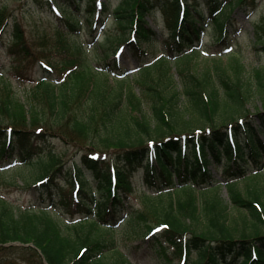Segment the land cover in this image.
<instances>
[{
    "label": "trees",
    "instance_id": "trees-1",
    "mask_svg": "<svg viewBox=\"0 0 264 264\" xmlns=\"http://www.w3.org/2000/svg\"><path fill=\"white\" fill-rule=\"evenodd\" d=\"M34 1L65 9L52 18L54 29H32L0 11V42L10 60L8 74L0 75V160H17V173L37 170L41 206L17 208L0 198V264H133L126 243L141 236L160 264H264V67L248 76L233 51L228 63L192 69L205 29L213 43L232 47L242 30L231 13L247 0L210 1L208 16L199 0H190L191 7L188 0L118 4L98 57L124 45L135 56L163 54L137 79L149 91V112L109 64L92 68L84 45L72 40L83 23L92 29L105 22L109 6L97 19L95 0H86L87 14L83 0ZM159 8L167 14L162 37L146 20ZM253 44L264 53V24ZM172 64L180 81L163 87ZM10 78L37 80L31 100L17 96ZM254 101L262 105L256 113ZM71 148L75 153L67 157ZM140 169L151 193L141 210L128 212L121 194L132 191ZM13 176L9 186L20 190ZM48 199L56 207L44 206ZM57 211L80 220L64 225ZM120 216L122 231L114 225Z\"/></svg>",
    "mask_w": 264,
    "mask_h": 264
},
{
    "label": "rangeland",
    "instance_id": "rangeland-1",
    "mask_svg": "<svg viewBox=\"0 0 264 264\" xmlns=\"http://www.w3.org/2000/svg\"><path fill=\"white\" fill-rule=\"evenodd\" d=\"M105 0H98V2H103ZM121 0H110L108 1L111 8L115 7ZM247 0L246 3L240 5L235 10L236 14V20L238 22V25L240 28L243 29V32L240 33L238 36H235V45L234 50L236 53L239 52L240 58L242 62L247 66L248 70V76L253 77L256 69L260 67H264V53L254 51L253 47V40H255V32L256 29L259 27V25L264 24V0ZM62 2V0H60ZM83 7L86 8V0L84 1ZM202 9L204 10L206 7L205 1L202 2L201 5ZM6 9L8 12H11L14 16H18L19 18H22L25 24L30 27L34 28L37 24L44 26L48 29H54L56 25L53 23L51 17L52 14L48 7H41L40 5L36 4L34 0H0V11ZM62 9H65V6L62 7ZM87 10V9H86ZM50 16V17H49ZM162 11H159L157 14V21L154 20L153 17L147 18V21L149 24H152L157 30L162 31ZM55 19V18H54ZM58 21V20H57ZM99 27L101 29L104 28L103 25H100ZM110 27L111 29V22L107 24V29ZM47 29V30H48ZM106 33V32H105ZM81 35H83V39L89 38L90 40H93V37L90 35V32L87 29V25L83 23ZM104 36H100L99 40H103ZM72 40H78V37L72 38ZM83 41V40H82ZM203 50L198 58H196L193 62V66H195V71H203L207 68L208 65L211 64L212 61L218 60L217 57L221 56L222 61L225 63L229 62V57L227 55H224L223 51L218 49L214 44L211 42V31L208 32L206 35L204 41H203ZM260 45H257L259 47ZM3 47H1V58H0V72L4 73L5 71L8 74V67L10 65V60L6 53H4ZM87 51V57L88 62L92 65V68H99L104 66L105 64H109L114 59L113 56L110 58H105L103 60H100L98 55L100 54L102 56V49L96 46V49H86ZM85 51V52H86ZM85 54V55H86ZM120 57V65L124 67L126 75H128V80L126 81V85L129 86L125 89V91H132L136 96L140 97L141 100L144 101L143 109L144 111L149 112L148 104L146 102L145 95L149 92L146 88H144L143 85L137 82V79L140 77V64L136 60V58L132 55V53L126 49L123 53L119 55ZM158 56V55H156ZM157 57L153 58L151 62L155 61ZM102 59V58H101ZM150 60H145L142 63V67L147 66ZM113 64V63H112ZM114 66V65H113ZM113 66L111 68H113ZM33 69H31L32 71ZM39 76L34 75L33 80L38 79ZM108 80L110 81V84L116 88H119L114 81V78L110 75H108ZM179 83V75L176 66L172 64L171 70L167 75V78L164 79L161 86L166 87L173 82ZM13 87L16 90L17 96L27 103L29 100H31L33 96V88L37 84L36 81L34 83H27V84H20L19 81H16L15 79L12 80ZM180 87V86H179ZM172 90V89H171ZM252 110L254 113H256V110L258 108L261 109L262 105L259 101H254L251 104ZM127 103H124V111L125 109H128ZM130 114V110L128 111ZM124 114H126L124 112ZM133 115H137L136 111ZM257 123V122H256ZM60 148V147H59ZM75 153V149L71 148L70 151H68V156L70 157ZM7 161H0V165L5 164ZM12 164V163H8ZM215 173V176L218 177L219 175L217 172H215L214 169H212ZM37 170L33 167H26L22 172H15L17 176L15 181L16 184L19 186H23L20 190H13L12 187L9 186L10 182H12L13 178L8 173H3L0 171V198H5L9 202H11L14 206L17 208H38L41 206V200L38 197V190L35 188V176H36ZM25 179L28 180L30 183V187H26L25 185ZM222 183L224 184L223 180ZM135 187H137L139 184L136 182ZM91 186L93 188H96V182H92ZM243 186V185H242ZM221 193L224 196H227V189L224 187H221ZM141 195V192L138 191L136 194H131V201H133L136 208H142L141 205V199H139V196ZM137 196V197H136ZM46 206L48 208L52 207L51 199H48V202L46 203ZM132 210V208H131ZM79 217H75L72 219V217H68L67 215H63V219L59 220L62 224H70L74 223L78 220ZM119 219V218H118ZM122 226V225H121ZM119 227L120 231L123 230V227ZM121 233H119V236ZM128 244V245H127ZM127 247V253L132 261L133 264H160L158 263V260L155 256V254L149 249L147 241L144 239L143 236L137 239L129 240L128 243H126Z\"/></svg>",
    "mask_w": 264,
    "mask_h": 264
}]
</instances>
